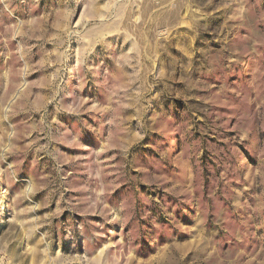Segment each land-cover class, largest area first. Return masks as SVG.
<instances>
[{
	"label": "rangeland",
	"instance_id": "rangeland-1",
	"mask_svg": "<svg viewBox=\"0 0 264 264\" xmlns=\"http://www.w3.org/2000/svg\"><path fill=\"white\" fill-rule=\"evenodd\" d=\"M0 264H264V0H0Z\"/></svg>",
	"mask_w": 264,
	"mask_h": 264
}]
</instances>
